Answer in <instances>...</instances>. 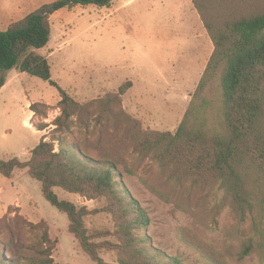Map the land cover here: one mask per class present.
I'll return each instance as SVG.
<instances>
[{
	"label": "rangeland",
	"instance_id": "1",
	"mask_svg": "<svg viewBox=\"0 0 264 264\" xmlns=\"http://www.w3.org/2000/svg\"><path fill=\"white\" fill-rule=\"evenodd\" d=\"M56 1L0 0V31ZM125 4L120 0L111 9L76 7L51 17L52 39L36 53L49 61L52 81L88 108L85 122H76L71 133L54 134L52 123L61 115L58 89L27 74L11 72L9 86L0 92V161H27L42 134L47 142L59 139L66 150L76 144L91 157L117 164L124 187L149 215L146 234L155 247L182 256L187 264H209L207 255L223 264H239L240 245L251 235L249 223L240 226L210 190L169 181L137 145L142 133L177 132L213 44L191 0ZM128 83L131 89L119 105L110 107L113 112L108 111L104 104L108 96ZM38 103L49 107L47 119L38 116L31 121L37 131L42 124L49 126L42 134L26 126L30 105ZM60 147L56 142L55 151ZM54 193L60 200L90 211L85 227L96 243H118L109 202L88 200L61 189ZM18 216L33 224L47 223L56 242L57 264H95L69 233L67 216L45 200L41 184L25 170L17 171L13 180L0 175V220L11 219L21 242L34 247L40 233L19 228ZM185 240L199 249L186 248ZM101 256L107 264L117 263V252L111 246ZM244 264H258V257L255 254Z\"/></svg>",
	"mask_w": 264,
	"mask_h": 264
},
{
	"label": "trees",
	"instance_id": "2",
	"mask_svg": "<svg viewBox=\"0 0 264 264\" xmlns=\"http://www.w3.org/2000/svg\"><path fill=\"white\" fill-rule=\"evenodd\" d=\"M114 1L57 0L0 31V89L11 71L56 87L61 115L52 123L54 134L71 133L76 122H85L88 108L52 81L49 61L36 53L51 41L50 19L59 11L76 7L110 9ZM191 1L213 44V53L177 132L142 133L137 145L169 181L210 190L240 226L249 223L251 235L240 245L239 264L255 254L258 264H264V0ZM131 87L128 83L116 95L108 96L104 103L107 110L113 112L110 107L119 105ZM47 110L49 107L40 103L30 107L34 117L44 119ZM48 127L42 124L38 131ZM46 140L42 138L25 162L17 158L0 161V175L11 179L15 172L25 170L39 182L45 200L67 216L69 233L93 263L107 264L101 253L111 246L118 255L116 264H187L182 256L152 244L146 234L149 215L124 187L114 161L91 157L76 144L66 150L57 138ZM56 142L61 145L59 152L55 151ZM54 189L109 202L118 243H96L85 227L90 211L60 200ZM12 223L7 217L0 220V264H57L56 242L47 223L33 224L17 217L19 228L40 233L34 247L21 242ZM184 242L186 248L199 249L188 240ZM207 256L209 264H223Z\"/></svg>",
	"mask_w": 264,
	"mask_h": 264
},
{
	"label": "crops",
	"instance_id": "3",
	"mask_svg": "<svg viewBox=\"0 0 264 264\" xmlns=\"http://www.w3.org/2000/svg\"><path fill=\"white\" fill-rule=\"evenodd\" d=\"M118 1H120V0H115L114 2H113V4H112V6H111V8L118 2ZM123 2H126V4L125 5H130L134 0H122ZM110 8V9H111ZM75 9V8H74ZM98 9V8H97ZM57 14V13H56ZM56 14H54V16L56 15ZM51 39H52V37H51ZM12 73L14 72V71H11ZM11 72H9L8 74H7V83H6V85L2 88V89H0V92H2V91H4L8 86H9V84H10V80H9V74L11 73ZM16 74H19V73H16ZM134 87V86H133ZM133 89V88H132ZM32 105V104H31ZM30 105V106H31ZM33 118H34V114L30 111V114H29V117H28V121L29 122H27L26 123V126L30 129V130H33V131H36V133H41L42 134V132H39V131H37L36 129H34V127H32V125H31V121L33 120ZM43 137H45V135L44 134H42V138ZM42 140V139H41ZM16 173V172H15ZM14 173V174H15ZM12 180H13V177L11 178ZM16 206L18 207V208H20V206H19V204H16Z\"/></svg>",
	"mask_w": 264,
	"mask_h": 264
}]
</instances>
